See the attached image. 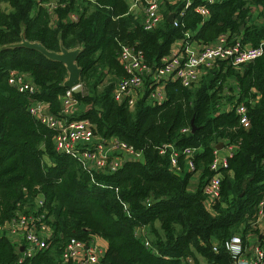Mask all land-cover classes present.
Returning a JSON list of instances; mask_svg holds the SVG:
<instances>
[{"label":"trees","instance_id":"1","mask_svg":"<svg viewBox=\"0 0 264 264\" xmlns=\"http://www.w3.org/2000/svg\"><path fill=\"white\" fill-rule=\"evenodd\" d=\"M41 2L0 0V227L18 210L34 209L42 197L37 209L45 210L51 243L20 259L3 227L0 264H57L71 236L94 234L106 239L102 264H189L188 259L191 264H232L222 243L234 233L244 245L257 237L264 248V225L253 221L264 193V18L260 23L252 19L254 6L264 0H215L204 19L195 10L202 0H192L181 15L182 2L166 3L163 19L152 29L142 27L128 0H67L55 10V19ZM171 11L176 25L167 20ZM186 31L204 43L227 31L245 44L261 43L262 52L238 65L217 59L190 86L178 78L153 77L152 69L175 40L186 38ZM21 32L51 50H59L60 42L80 48V84L72 90L77 104L67 117L87 119L98 139L126 141L142 151L139 158L108 171L57 150L55 128L28 107L37 100L48 113L64 116L67 68L35 48L6 46L21 40ZM122 43L140 48L151 69L133 102L129 95L114 96L119 81L128 76L119 59ZM11 69L27 73L36 91H21L11 83ZM161 82L164 98L150 99ZM238 101L247 105V125L233 108H225ZM221 140L234 149L220 168L219 197L207 206L203 185L212 172L213 148ZM165 143L180 150V171L171 169L168 147L160 151ZM184 146L198 149L193 169L185 166ZM195 170L200 175L191 188ZM137 227H144L142 234Z\"/></svg>","mask_w":264,"mask_h":264},{"label":"built area","instance_id":"2","mask_svg":"<svg viewBox=\"0 0 264 264\" xmlns=\"http://www.w3.org/2000/svg\"><path fill=\"white\" fill-rule=\"evenodd\" d=\"M215 0H202L197 4L195 10L204 18L209 14L208 4ZM67 0H42L41 5L50 15L55 13L58 7L64 6ZM182 2L183 6L178 10V14L184 13L192 0H135V3L129 4V8L139 3L143 6V16L140 21L145 29L156 27L163 19L162 8L166 3ZM72 18L76 17L75 12L71 13ZM172 22L176 25L177 17L174 16ZM190 32L186 31L182 43L177 46H171L170 51L163 55L162 63L155 66L153 77L155 78H178L183 85L190 86L196 83L201 77L205 68L214 65L217 59H227L233 64H240L254 59L261 54L262 45H250L241 41L240 35L230 37L229 32L222 31L218 35L204 45H196L189 38ZM173 45V44H172ZM119 59L123 64L128 76L121 79L114 90V96L121 99L125 95H129V102H133L137 97L136 91L144 83V76L150 72V67L143 60L141 49H136L132 44L122 43L119 53ZM9 81L17 86L21 91L33 93L37 86L33 83L29 75L25 72L11 69L9 71ZM78 86L67 87L61 100L62 117L48 113L43 104L34 100L29 105V110L38 116L42 122L50 127L55 128L54 134L55 147L59 151L72 152L78 155L79 159L86 165L96 168L115 171L121 166L122 161L127 157L139 158L142 151L134 148L133 145L118 138H110L104 142L100 141L93 144L94 132L91 123L84 118H68L76 109V99L72 96V90ZM149 98L153 100H161L164 98V87L162 82L150 91ZM225 108H233L239 117V121L243 125L249 123L247 114V105L238 101L232 104H226ZM184 127L183 130H187ZM229 153H225L221 148L214 146L213 157L208 163V167L212 171L203 185L205 193V204L208 206L216 201L220 192V168L227 165V157L232 154V145H229ZM168 147V148H167ZM169 149V163L171 169L180 171V163L178 157L180 150L176 149L171 143H165L161 152ZM116 152L115 155H109L108 151ZM198 150L194 146H184L181 153L185 157L186 167L194 168L192 159L193 153ZM43 205L42 197H38L35 201V208L28 210H18L16 215L9 221V229L16 234H21L24 238L25 245L23 247L20 259L26 256L34 255L38 250L49 247L51 243L52 230L47 221L43 219V213L37 208ZM254 224L260 227L264 225V193L258 201L257 211L254 217ZM253 224V225H254ZM144 227H137V232L142 234ZM144 243L149 245V240L143 237ZM222 247H224L230 257L232 264H264V248L259 243L258 238H252L248 244H243L242 236L234 233L226 238ZM216 250V245H213ZM104 249L93 239L80 238L71 236L64 242L61 252L59 264H101V257ZM19 259V260H20ZM189 264L192 259H188Z\"/></svg>","mask_w":264,"mask_h":264},{"label":"water","instance_id":"3","mask_svg":"<svg viewBox=\"0 0 264 264\" xmlns=\"http://www.w3.org/2000/svg\"><path fill=\"white\" fill-rule=\"evenodd\" d=\"M174 11H171L167 14V20L172 21L174 18ZM248 18V17H247ZM243 24H241V28ZM26 46L30 48H35L41 52H43L47 57L60 60L65 64L67 68V77L63 80V85L67 87H74L80 84V71L81 68L76 62V56L80 50L79 47L67 48L60 42L59 50H51L48 49L42 42L37 40H29L24 36V33L21 32V40L8 43L6 46ZM192 128L194 126L192 125ZM223 145V141H219L215 146L217 148H221ZM127 160L133 159V157H127ZM124 159L122 163L126 160ZM5 225L8 227L9 222L6 221Z\"/></svg>","mask_w":264,"mask_h":264},{"label":"crops","instance_id":"4","mask_svg":"<svg viewBox=\"0 0 264 264\" xmlns=\"http://www.w3.org/2000/svg\"><path fill=\"white\" fill-rule=\"evenodd\" d=\"M128 2H129V4H132V3H135V0H128ZM165 10V7H163L162 8V11H164ZM76 11V10H75ZM132 11L134 12V13H136V15H138L139 16V18H140V21H141V19H142V16H143V6L141 5V4H139V3H136V5H134L133 7H132ZM260 12H262V13H264V5H260V6H257V7H255L254 6V9L252 10V19H254V21H256V22H258V23H260V22H262L263 21V15L262 14H260ZM257 13H259V15L257 14ZM51 17H53L54 19H55V13L53 14V15H50ZM175 16V15H174ZM195 39V38H194ZM177 40H179V44H181L182 43V39H177ZM177 40H175L172 44V46H177V45H179L178 44V41ZM177 41V42H176ZM193 42H195V44L196 45H204V44H206V43H204V42H201V41H199V40H197V39H195V40H193ZM210 42V41H209ZM100 141H102L101 139H98V137L96 136H94V138H93V144L94 143H98V142H100ZM106 141V140H105ZM221 141H223V145H222V151L223 152H225V153H229V144H227V143H225V141L224 140H221ZM102 142H104V141H102ZM231 149H234V146L232 145V147H231ZM108 153H109V155L111 156V155H115V154H117L116 152H113L112 150H109L108 151ZM91 166H92V164H90ZM199 175H200V170H195L192 174H191V177H190V187L191 188H193L194 187V185H195V183L197 182V180H198V178H199ZM9 222V221H8ZM3 227H5V229H6V234L9 236V238L13 241V243L15 244V246H16V248L18 249V251L20 252V255L22 254V251H23V247H24V245H25V242H24V238H23V236L21 235V234H16V233H13L10 229H9V227H7L6 225H4V226H1L0 227V232L2 233V229H3ZM93 239H94V237H93ZM95 240V239H94ZM251 241H252V238L250 239ZM106 242V241H105ZM98 243V242H97ZM104 250H105V247H106V243L104 244V246L103 245H101V244H99ZM59 261H60V256H59V258H58V261H57V264H59ZM102 264V263H101Z\"/></svg>","mask_w":264,"mask_h":264},{"label":"rangeland","instance_id":"5","mask_svg":"<svg viewBox=\"0 0 264 264\" xmlns=\"http://www.w3.org/2000/svg\"><path fill=\"white\" fill-rule=\"evenodd\" d=\"M3 5H4V4H3ZM177 41H178V44H179V40H177ZM177 41H176V42H177ZM80 88H81V87H80ZM80 88H79V89H80ZM136 94L138 95V91H136ZM0 233H1V232H0ZM93 237H94L95 241L98 242V244H101V245L104 246V244L106 243V242H105L106 239H105L103 236H100V235H98V234H94ZM59 256H60V254H59ZM59 256H58V257H59Z\"/></svg>","mask_w":264,"mask_h":264}]
</instances>
